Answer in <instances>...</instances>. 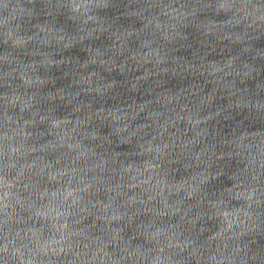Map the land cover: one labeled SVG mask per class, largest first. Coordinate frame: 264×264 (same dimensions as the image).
Returning a JSON list of instances; mask_svg holds the SVG:
<instances>
[{
  "label": "water",
  "instance_id": "obj_1",
  "mask_svg": "<svg viewBox=\"0 0 264 264\" xmlns=\"http://www.w3.org/2000/svg\"><path fill=\"white\" fill-rule=\"evenodd\" d=\"M0 264H264V0H0Z\"/></svg>",
  "mask_w": 264,
  "mask_h": 264
}]
</instances>
